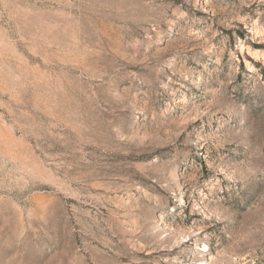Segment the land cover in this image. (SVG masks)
Instances as JSON below:
<instances>
[{
  "label": "rangeland",
  "instance_id": "1",
  "mask_svg": "<svg viewBox=\"0 0 264 264\" xmlns=\"http://www.w3.org/2000/svg\"><path fill=\"white\" fill-rule=\"evenodd\" d=\"M0 264H264V0H0Z\"/></svg>",
  "mask_w": 264,
  "mask_h": 264
},
{
  "label": "bare ground",
  "instance_id": "2",
  "mask_svg": "<svg viewBox=\"0 0 264 264\" xmlns=\"http://www.w3.org/2000/svg\"><path fill=\"white\" fill-rule=\"evenodd\" d=\"M86 120V119H85ZM90 122V121H89ZM87 126V125H86Z\"/></svg>",
  "mask_w": 264,
  "mask_h": 264
}]
</instances>
